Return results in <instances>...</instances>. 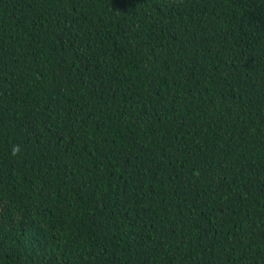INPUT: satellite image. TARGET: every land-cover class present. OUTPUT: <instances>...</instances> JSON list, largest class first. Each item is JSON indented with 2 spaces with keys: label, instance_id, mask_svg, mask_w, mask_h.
Segmentation results:
<instances>
[{
  "label": "trees",
  "instance_id": "obj_1",
  "mask_svg": "<svg viewBox=\"0 0 264 264\" xmlns=\"http://www.w3.org/2000/svg\"><path fill=\"white\" fill-rule=\"evenodd\" d=\"M0 264H264V0H0Z\"/></svg>",
  "mask_w": 264,
  "mask_h": 264
},
{
  "label": "clouds",
  "instance_id": "obj_2",
  "mask_svg": "<svg viewBox=\"0 0 264 264\" xmlns=\"http://www.w3.org/2000/svg\"><path fill=\"white\" fill-rule=\"evenodd\" d=\"M18 151H20V147L18 145H13L12 146V152H13V154H15Z\"/></svg>",
  "mask_w": 264,
  "mask_h": 264
}]
</instances>
